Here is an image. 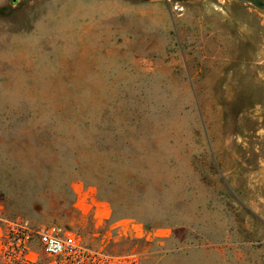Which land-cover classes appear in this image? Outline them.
Here are the masks:
<instances>
[{
  "label": "rangeland",
  "instance_id": "374dc122",
  "mask_svg": "<svg viewBox=\"0 0 264 264\" xmlns=\"http://www.w3.org/2000/svg\"><path fill=\"white\" fill-rule=\"evenodd\" d=\"M0 204L143 264H264V0H0Z\"/></svg>",
  "mask_w": 264,
  "mask_h": 264
},
{
  "label": "built area",
  "instance_id": "2783aa9c",
  "mask_svg": "<svg viewBox=\"0 0 264 264\" xmlns=\"http://www.w3.org/2000/svg\"><path fill=\"white\" fill-rule=\"evenodd\" d=\"M0 264H143L135 252L93 246L70 227L8 218L0 204Z\"/></svg>",
  "mask_w": 264,
  "mask_h": 264
},
{
  "label": "water",
  "instance_id": "95a60500",
  "mask_svg": "<svg viewBox=\"0 0 264 264\" xmlns=\"http://www.w3.org/2000/svg\"><path fill=\"white\" fill-rule=\"evenodd\" d=\"M237 1H243V2L248 1V2H251L253 0H237Z\"/></svg>",
  "mask_w": 264,
  "mask_h": 264
},
{
  "label": "trees",
  "instance_id": "16d2710c",
  "mask_svg": "<svg viewBox=\"0 0 264 264\" xmlns=\"http://www.w3.org/2000/svg\"><path fill=\"white\" fill-rule=\"evenodd\" d=\"M12 3H15L16 2V0H10Z\"/></svg>",
  "mask_w": 264,
  "mask_h": 264
},
{
  "label": "crops",
  "instance_id": "0c3cea01",
  "mask_svg": "<svg viewBox=\"0 0 264 264\" xmlns=\"http://www.w3.org/2000/svg\"><path fill=\"white\" fill-rule=\"evenodd\" d=\"M16 2H17V0H16ZM16 2H15V3H16ZM13 4H14V3H13Z\"/></svg>",
  "mask_w": 264,
  "mask_h": 264
}]
</instances>
